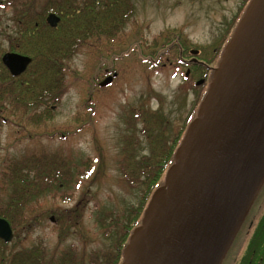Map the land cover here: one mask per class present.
Returning a JSON list of instances; mask_svg holds the SVG:
<instances>
[{
  "label": "rangeland",
  "instance_id": "374dc122",
  "mask_svg": "<svg viewBox=\"0 0 264 264\" xmlns=\"http://www.w3.org/2000/svg\"><path fill=\"white\" fill-rule=\"evenodd\" d=\"M31 1H37L39 9L48 4L46 0ZM87 1L79 0L81 4ZM251 1L129 0V5L120 8L127 12L131 5L133 13L117 39L99 34V44L91 39L92 45H84L67 60V91L51 105L53 116L48 121L26 127L3 121L2 159L16 161L30 177H39L36 164L40 161L45 162L48 173L62 169L64 176L54 188L30 199V208L25 210L27 222L13 228L11 242L2 239L7 253L41 250L44 264H65V256H73L70 249L74 245L78 248L77 264H91L93 258L97 264H107L109 258L117 260L116 243L124 227L136 219L145 188L130 185L126 173L137 160L152 153L143 120L136 129H129L132 110L150 114L154 122L159 116L165 141L171 144L179 131H185L186 120L205 94L184 83V66L163 52L174 45L193 59L196 49L205 52L206 60H202L218 67L220 52L222 55ZM17 6L18 15L10 5L3 8L0 53L11 46L9 42L19 41L14 37L21 28L14 21L22 19L23 8ZM216 48L218 58L213 60L210 57ZM184 60L186 57L182 63ZM32 65L28 69L34 68ZM106 68L118 76L102 88L95 80L97 76L105 78ZM43 108L40 105L38 110ZM130 142L135 150L127 147ZM84 170L90 171L87 178L81 176ZM6 190L0 198L1 209L8 203L9 184Z\"/></svg>",
  "mask_w": 264,
  "mask_h": 264
},
{
  "label": "water",
  "instance_id": "95a60500",
  "mask_svg": "<svg viewBox=\"0 0 264 264\" xmlns=\"http://www.w3.org/2000/svg\"><path fill=\"white\" fill-rule=\"evenodd\" d=\"M60 19L47 18L53 27ZM3 61L18 76L32 58L10 52ZM263 183L264 0H252L122 264H222ZM0 238H14L4 217Z\"/></svg>",
  "mask_w": 264,
  "mask_h": 264
},
{
  "label": "trees",
  "instance_id": "16d2710c",
  "mask_svg": "<svg viewBox=\"0 0 264 264\" xmlns=\"http://www.w3.org/2000/svg\"><path fill=\"white\" fill-rule=\"evenodd\" d=\"M17 1L18 5L23 8L21 10L22 19L20 20L21 30L17 39L20 43L22 42L20 48L23 52L33 58L32 67L34 68L28 69L23 75L14 78L5 73L0 74V131L3 127V121L24 127L48 121L53 116L51 105L58 103L67 91L65 74L70 69L67 60L84 45H92L90 43L92 42L91 39L99 44V41L96 40L99 34L117 39L118 33L124 30V26L133 13L131 5L127 7V12L120 8L122 5H129V0H89L83 4L79 0H60L59 3L45 5L43 9H39L37 1ZM96 4H98L97 7ZM48 10L57 12L61 17V21L56 28L47 24L44 26L45 11L48 14ZM115 41L114 43H117ZM217 53L216 48L210 58L216 60L218 58ZM163 54L171 60H179L180 63H182L181 60L184 57L189 58L178 52L174 45L167 46ZM198 57H203L206 60L205 52H201ZM65 60L66 64L64 66ZM196 78L198 79V76L193 72L192 81ZM194 88L200 90L198 86H194ZM200 100H202V96ZM40 105H44L42 110H38ZM196 109L197 107L190 114L189 120H186L185 126L188 127L190 121L196 116ZM132 112L134 117L129 123V129H136L138 121L143 120L142 122L145 123L146 133L148 134L147 138H149L152 145V153L149 156L142 157L141 160H137L138 164L136 166L133 164L134 167L129 173L125 172L127 182L130 185L134 187L145 185V188L143 189V200L137 211L136 219L131 220L124 227L123 233H120L116 243L117 260L115 264L123 262L124 248L128 244L134 228L141 223V216L154 191L164 183L166 171L174 162L175 150L181 144L187 129L179 131L173 142L169 144L170 142L165 141L163 135L165 127L162 126L161 121H158L159 116H156L157 120L154 122L151 119L152 116L150 114L144 115L142 110L138 112L133 109ZM132 138H134V143L136 138ZM1 142L0 137V149ZM129 146L135 150V145L128 143L127 147ZM127 147L125 150H127ZM16 163L12 159H2L0 156V198H2L3 192L7 191L8 184L11 188L8 192L6 207L0 208V216L5 217L13 228L27 222L25 210L30 208L28 206L30 199L37 197L40 192L44 193L54 188L58 185V178L63 176L62 169L53 174L52 172L48 173L49 169H47V166L45 167V162L40 161L39 164H36L38 167H35L41 172L39 177H30L23 174V168H18ZM128 165L130 166L129 163ZM125 169L124 167L123 170ZM89 172L84 170L81 176L87 178ZM0 243L2 248L0 264H44L41 250H21L7 253L9 251L7 244L2 239Z\"/></svg>",
  "mask_w": 264,
  "mask_h": 264
},
{
  "label": "flooded vegetation",
  "instance_id": "af4514ba",
  "mask_svg": "<svg viewBox=\"0 0 264 264\" xmlns=\"http://www.w3.org/2000/svg\"><path fill=\"white\" fill-rule=\"evenodd\" d=\"M49 3H59L55 0H46ZM18 1L17 0H0V19L1 14L4 7L11 6L14 8V10L17 12L16 15H18ZM49 11L50 13H56L55 11ZM46 16V22L44 23V26L48 23ZM59 15V14H58ZM13 21L16 20L15 16H13ZM14 23L18 24L19 29L21 28V22L20 21H14ZM46 29V28H45ZM19 36V34H18ZM17 36V37H18ZM17 37H14V39L17 40ZM11 46L6 50H1L2 53H0V74H7L8 76H11L12 78L16 77L14 76L10 69L5 65L3 61V57L6 53H20L24 55H28L23 52V50L20 48L19 41L11 43ZM189 64V67L187 68V71L189 70L190 74L192 71H195V75L198 76V79L196 82L199 81L205 85L207 84V79L212 77L215 74V68L211 67L205 60H202L201 58H193V59H186ZM106 76H109L112 74V71L110 68H106L104 70ZM105 78L102 80H99V77L97 76V79L95 80L100 84ZM13 80V79H12ZM17 80L15 79V82ZM190 82V81H189ZM199 85V84H198ZM104 88V87H103ZM204 91V90H202ZM201 92V90H200ZM193 111L195 108L192 109ZM188 118V117H187ZM76 246H71V251L73 252V256L70 258L69 254L67 257L65 256L64 262H68L65 264H77V250ZM69 258L67 261L66 259ZM47 262V261H46ZM72 262V263H71ZM91 264H97L96 258H93ZM107 264H115V261L113 259L108 260ZM222 264H264V183L262 187L260 188L251 208L248 212L244 222L242 223L241 228L239 229L236 237L234 238L230 248L228 249L225 258L222 261Z\"/></svg>",
  "mask_w": 264,
  "mask_h": 264
}]
</instances>
